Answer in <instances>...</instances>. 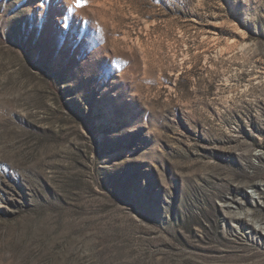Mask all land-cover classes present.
I'll return each instance as SVG.
<instances>
[{
    "label": "rangeland",
    "instance_id": "1",
    "mask_svg": "<svg viewBox=\"0 0 264 264\" xmlns=\"http://www.w3.org/2000/svg\"><path fill=\"white\" fill-rule=\"evenodd\" d=\"M0 264H264V0H0Z\"/></svg>",
    "mask_w": 264,
    "mask_h": 264
},
{
    "label": "snow or ice",
    "instance_id": "2",
    "mask_svg": "<svg viewBox=\"0 0 264 264\" xmlns=\"http://www.w3.org/2000/svg\"><path fill=\"white\" fill-rule=\"evenodd\" d=\"M85 2H86V0H85Z\"/></svg>",
    "mask_w": 264,
    "mask_h": 264
}]
</instances>
